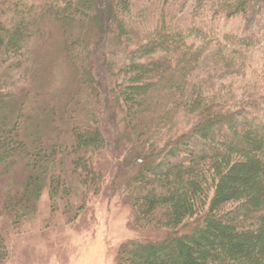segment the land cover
Returning a JSON list of instances; mask_svg holds the SVG:
<instances>
[{"label": "trees", "instance_id": "trees-1", "mask_svg": "<svg viewBox=\"0 0 264 264\" xmlns=\"http://www.w3.org/2000/svg\"><path fill=\"white\" fill-rule=\"evenodd\" d=\"M188 1L196 14L239 15L255 29L225 33L226 45L203 24L182 30L175 14ZM49 22L73 40L65 46L68 67L89 82V74H106L102 95L122 114L138 161L127 180L133 224L162 232L120 244L116 264H264V71L254 68L264 62V0H153L146 16L134 0H0V53L26 55ZM78 26L83 35L91 30V41L73 34ZM100 33L109 52L92 57ZM13 95L5 90L0 107ZM16 114L10 125L8 116L0 121V164L9 169L23 154L56 167L54 153H30L19 140ZM103 149L93 123L73 133L68 153L57 151L74 157L82 184H96L101 175L90 156ZM41 167L40 175L52 168ZM39 182L29 177L20 196L4 199L18 221L34 212Z\"/></svg>", "mask_w": 264, "mask_h": 264}, {"label": "rangeland", "instance_id": "rangeland-1", "mask_svg": "<svg viewBox=\"0 0 264 264\" xmlns=\"http://www.w3.org/2000/svg\"><path fill=\"white\" fill-rule=\"evenodd\" d=\"M151 1L134 0L135 10L146 16ZM177 9L175 18L180 19L182 30L203 24L217 34L215 37L220 44L226 45L221 39L225 33L240 35L255 29L253 24L248 28L251 31L246 29L239 15L211 19L196 14L191 1L183 7L178 5ZM149 23L150 20L145 25ZM67 30L70 31L68 26ZM90 32V29L84 30L83 35L78 26L73 34L79 33L78 36L91 41ZM72 41L60 23L49 22L42 35L30 41L26 55L0 53V82L4 86L0 95L5 90L14 94L5 98V104L0 107V121L2 116H8L10 125L16 113V116L22 114L19 140L24 141L30 153L44 149L50 153L49 158L52 153L56 155L54 168L51 161L42 162L23 154L9 169L0 164V239L5 249L0 264H116V252L123 242L156 240L162 234L138 229L133 224L127 180L138 161L132 154V141L126 137L122 114L113 109L109 96L102 95L106 89V74H89L92 80L89 82L87 74L80 76L75 68L68 67L65 46ZM94 44L97 49L92 57H97L99 52H109L101 33L94 38ZM263 63L254 68L264 71ZM96 80L101 92L94 87ZM89 84L92 87H88ZM233 87L239 93L241 85L237 83ZM245 88L251 91V87ZM184 121L181 120V124ZM93 123L100 128L105 141V149L90 156L92 167L101 178L96 184H82L79 171L73 173L70 165L74 157L64 154L63 158L57 150L68 153L73 133ZM176 125L178 128L179 121ZM45 163L52 168L40 175ZM37 176L40 187L35 210L18 221L9 214L4 201L9 194L20 196L28 178ZM56 178L65 185L57 184Z\"/></svg>", "mask_w": 264, "mask_h": 264}, {"label": "bare ground", "instance_id": "bare-ground-1", "mask_svg": "<svg viewBox=\"0 0 264 264\" xmlns=\"http://www.w3.org/2000/svg\"><path fill=\"white\" fill-rule=\"evenodd\" d=\"M117 253V252H116Z\"/></svg>", "mask_w": 264, "mask_h": 264}]
</instances>
